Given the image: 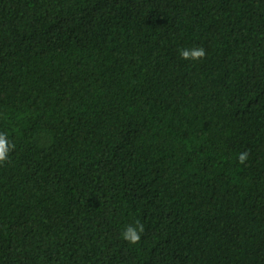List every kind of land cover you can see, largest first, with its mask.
<instances>
[{
    "label": "trees",
    "instance_id": "obj_1",
    "mask_svg": "<svg viewBox=\"0 0 264 264\" xmlns=\"http://www.w3.org/2000/svg\"><path fill=\"white\" fill-rule=\"evenodd\" d=\"M0 133V264H264V0H0Z\"/></svg>",
    "mask_w": 264,
    "mask_h": 264
},
{
    "label": "clouds",
    "instance_id": "obj_2",
    "mask_svg": "<svg viewBox=\"0 0 264 264\" xmlns=\"http://www.w3.org/2000/svg\"><path fill=\"white\" fill-rule=\"evenodd\" d=\"M179 55L185 60H203L206 56V50L203 47L183 48L179 50ZM15 145L6 139V134L0 133V165L8 162L9 154ZM249 153L243 152L239 155V161L244 164L247 161ZM144 232V226L139 221L135 225H128L121 233V238L129 244H137L141 240V234Z\"/></svg>",
    "mask_w": 264,
    "mask_h": 264
}]
</instances>
